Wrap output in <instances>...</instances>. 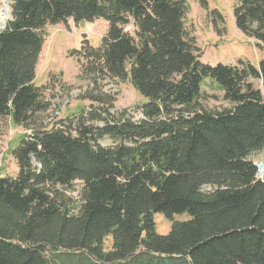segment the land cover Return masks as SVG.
<instances>
[{
  "label": "trees",
  "instance_id": "trees-1",
  "mask_svg": "<svg viewBox=\"0 0 264 264\" xmlns=\"http://www.w3.org/2000/svg\"><path fill=\"white\" fill-rule=\"evenodd\" d=\"M7 2L0 118L28 132L12 149L17 173L0 176V264H264V173L249 159L264 148V57L202 62L186 0ZM197 2L220 34L221 13ZM97 18L108 22L101 43L84 37L69 53L80 76L128 80L146 102L114 117L101 105L113 97L89 95L101 104L37 125L50 107L34 84L44 27ZM233 18L264 50V0H234ZM205 78L230 106L202 105ZM76 181L77 203L65 193ZM154 213L171 221L166 234Z\"/></svg>",
  "mask_w": 264,
  "mask_h": 264
},
{
  "label": "rangeland",
  "instance_id": "rangeland-1",
  "mask_svg": "<svg viewBox=\"0 0 264 264\" xmlns=\"http://www.w3.org/2000/svg\"><path fill=\"white\" fill-rule=\"evenodd\" d=\"M207 1L208 8L218 10L223 17V23L218 21L216 26L220 30V34L214 30L211 18L207 11L199 6L197 0H186L188 11L185 16V26L196 39L199 59L210 65L236 64L239 59L257 65L258 61L264 57V50L257 45L256 40L245 36L236 28L233 18L234 0ZM1 6L2 1L0 0ZM8 7L9 17L7 20L10 18L9 4ZM107 28L108 22L103 18L82 21L77 24L72 19H68L66 23L44 27L45 39L36 65L34 84L42 87L50 107L45 113L38 116L37 125L50 128L57 125L60 120L79 114L82 109L88 110L91 109V106L101 104L88 99L89 95H98L103 99L113 97L115 100L112 107L108 106L109 103L101 105H105L114 117H118L124 108L130 112L134 111L133 114L138 115L135 107L146 102V98L139 94L128 80L97 78L96 81H93L83 78L80 76V66L76 55L69 54L73 49L80 47L84 37L92 46H98ZM126 28L129 31L133 29L131 25ZM249 81L255 87L262 88L259 80L250 78ZM201 90L203 93L201 102L204 107L222 109L230 106V103L223 99L222 91L210 79L203 80ZM27 132L22 126L14 124L10 118H0V176H15L17 173L12 149L17 145L21 136ZM98 143L108 146L114 144V141L109 137H103L98 140ZM249 159L256 164L262 163L264 166V148L252 152ZM263 171L264 168L260 169V172ZM262 174L258 176H262ZM80 188L81 183L76 181L65 189V193L73 202L77 203ZM173 218L174 220H186L189 216L185 213L174 214ZM153 219L157 233L166 234L169 231L171 221L164 215L154 213ZM111 242V236L104 239L105 250L111 248Z\"/></svg>",
  "mask_w": 264,
  "mask_h": 264
},
{
  "label": "bare ground",
  "instance_id": "bare-ground-1",
  "mask_svg": "<svg viewBox=\"0 0 264 264\" xmlns=\"http://www.w3.org/2000/svg\"><path fill=\"white\" fill-rule=\"evenodd\" d=\"M8 17H9V7H8V2L6 1L4 4L2 3V6L0 7V27L6 25V21Z\"/></svg>",
  "mask_w": 264,
  "mask_h": 264
},
{
  "label": "water",
  "instance_id": "water-1",
  "mask_svg": "<svg viewBox=\"0 0 264 264\" xmlns=\"http://www.w3.org/2000/svg\"><path fill=\"white\" fill-rule=\"evenodd\" d=\"M1 1L4 4L7 0H1ZM5 26L6 25H4L3 27H0V30L4 29ZM256 165H257V168H258L257 174L260 175V174L264 173V171L263 172H260V168H264L263 164L262 163H259V164H256Z\"/></svg>",
  "mask_w": 264,
  "mask_h": 264
}]
</instances>
